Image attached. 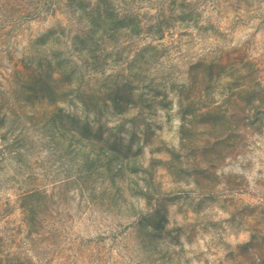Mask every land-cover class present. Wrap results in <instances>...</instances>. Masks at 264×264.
<instances>
[{
    "label": "rangeland",
    "instance_id": "rangeland-1",
    "mask_svg": "<svg viewBox=\"0 0 264 264\" xmlns=\"http://www.w3.org/2000/svg\"><path fill=\"white\" fill-rule=\"evenodd\" d=\"M0 264H264V0H0Z\"/></svg>",
    "mask_w": 264,
    "mask_h": 264
}]
</instances>
